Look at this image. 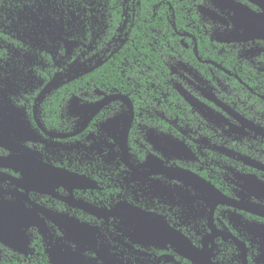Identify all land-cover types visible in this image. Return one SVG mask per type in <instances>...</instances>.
Wrapping results in <instances>:
<instances>
[{
  "label": "flooded vegetation",
  "instance_id": "obj_1",
  "mask_svg": "<svg viewBox=\"0 0 264 264\" xmlns=\"http://www.w3.org/2000/svg\"><path fill=\"white\" fill-rule=\"evenodd\" d=\"M264 0H0V264H264Z\"/></svg>",
  "mask_w": 264,
  "mask_h": 264
},
{
  "label": "water",
  "instance_id": "obj_2",
  "mask_svg": "<svg viewBox=\"0 0 264 264\" xmlns=\"http://www.w3.org/2000/svg\"><path fill=\"white\" fill-rule=\"evenodd\" d=\"M263 34H264V32H263Z\"/></svg>",
  "mask_w": 264,
  "mask_h": 264
}]
</instances>
